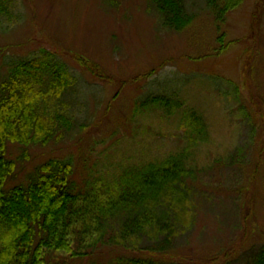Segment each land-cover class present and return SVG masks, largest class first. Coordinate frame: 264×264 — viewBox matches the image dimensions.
<instances>
[{"label":"rangeland","instance_id":"obj_1","mask_svg":"<svg viewBox=\"0 0 264 264\" xmlns=\"http://www.w3.org/2000/svg\"><path fill=\"white\" fill-rule=\"evenodd\" d=\"M186 6L191 22L176 31L149 0H15L0 17V82L15 63L49 53L79 84L73 132L47 146L9 143L17 172L5 188L28 183L53 158H73L72 177L86 186L113 182L132 164L182 154L192 170L191 224L164 246L167 260L246 264L264 244V0H243L223 19L207 0ZM194 113L203 130L188 125ZM161 241L112 243L49 261L109 264Z\"/></svg>","mask_w":264,"mask_h":264},{"label":"trees","instance_id":"obj_2","mask_svg":"<svg viewBox=\"0 0 264 264\" xmlns=\"http://www.w3.org/2000/svg\"><path fill=\"white\" fill-rule=\"evenodd\" d=\"M149 1L169 29L181 31L191 22L186 0ZM207 1L220 19L243 2ZM14 3L0 0V17ZM55 59L43 53L19 61L0 82V264H68L52 263L49 257L56 253L85 257L112 243L138 248L146 238L150 242L163 239L145 254L119 257L109 264H170L164 246L191 224L188 178L192 170L182 154L132 164L113 182L97 178L86 186L72 177L73 158H53L41 164L28 183L5 188L17 172L16 160L7 156L9 143L47 146L73 132L76 120L70 110L79 78ZM87 68L101 75L98 67ZM158 100L171 105L167 97ZM191 116L188 125L203 130V117ZM246 264H264V244Z\"/></svg>","mask_w":264,"mask_h":264}]
</instances>
